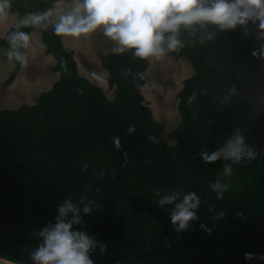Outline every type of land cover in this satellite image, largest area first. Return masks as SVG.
Segmentation results:
<instances>
[{"label":"trees","instance_id":"1","mask_svg":"<svg viewBox=\"0 0 264 264\" xmlns=\"http://www.w3.org/2000/svg\"><path fill=\"white\" fill-rule=\"evenodd\" d=\"M56 1L11 0L9 13L19 18L0 35V47L11 50V33L29 34L38 27L58 72L33 102L0 107V241L17 247L32 242L35 250L42 243L39 230L54 224L58 207L70 199L80 209L81 223L73 225L74 230L98 242L89 253L94 264H264V108L253 112L225 100L227 94L200 43L202 28L197 26L195 36L183 28L180 32L185 46L177 54L192 64L193 73L177 91L180 118L168 142L164 123L153 115L141 90L148 59L135 57L133 50L100 55L108 87L114 89L110 98L78 71L73 51L52 24L46 30L17 29L27 14L46 12ZM20 67L13 60L4 85ZM193 92L196 99L189 104ZM130 125L135 132L127 131ZM236 128L259 155L233 165L231 176H226L228 161L205 163L200 152L222 147ZM150 135L157 142L149 141ZM114 136L120 137L119 150L112 143ZM216 180L229 185L223 199L210 187ZM158 189L161 195L181 193L177 202L188 192L199 197L198 219L190 221L189 229L177 233L170 219L174 204L159 206ZM85 204L91 207L88 214L83 212ZM220 213L224 215L216 219ZM100 244L106 252L101 253ZM245 252L253 259H245Z\"/></svg>","mask_w":264,"mask_h":264},{"label":"clouds","instance_id":"2","mask_svg":"<svg viewBox=\"0 0 264 264\" xmlns=\"http://www.w3.org/2000/svg\"><path fill=\"white\" fill-rule=\"evenodd\" d=\"M10 9L11 0H0V18L7 16ZM53 14L52 9L27 14L16 27L41 26L46 30L52 24L56 35L71 37L89 36L102 28L103 34L116 44L112 48L113 53L122 54L133 50L135 57L146 60H161L168 52H179L184 48L185 44L179 38L182 28L195 36L197 26L202 28L212 24L220 29H233L249 21H258V39H264V0H73L71 9L59 14L57 20L51 19ZM8 41L11 50L5 55L9 62L15 60L22 67H27V58L19 49L29 47L30 35L17 30L8 36ZM200 43H204L203 36ZM261 47L264 50V45ZM253 56H258V53L254 51ZM127 71L130 72L131 69ZM231 91L234 93V90ZM195 99L196 93L193 92L188 97V103L191 104ZM227 99L226 96L225 100ZM127 131L133 133L136 127L130 125ZM148 140L157 142L152 135L148 136ZM112 143L117 150L121 148L119 136H114ZM123 155L127 160V152ZM258 155V151L246 143L240 128L235 129L232 137L222 147L211 153L206 150L200 152L205 163H213L221 158L228 161L229 163L224 164L226 176H231L233 165L255 160ZM114 175L115 173L113 177ZM210 187L217 193V199H223L229 185L216 180ZM155 195L159 198L158 204L161 207L174 204L170 219L177 233L189 229L190 221L198 219L195 210L200 205V199L194 192L183 194L178 202L177 199L181 196L179 192L161 195L158 189ZM208 210L213 211L212 206ZM83 212H91L89 204L84 205ZM58 213L54 224L49 222L37 233L42 243L29 253L32 264H94L89 253L98 242L86 232L73 228V225L81 223L80 209L70 199H66L58 207ZM70 213L72 215L69 219ZM223 215L224 213H220L216 219ZM200 227L211 234V228H206L203 223ZM99 247L101 253L106 252L105 245L100 244ZM244 257L251 260L253 254L245 252ZM260 259H264V255Z\"/></svg>","mask_w":264,"mask_h":264},{"label":"rangeland","instance_id":"3","mask_svg":"<svg viewBox=\"0 0 264 264\" xmlns=\"http://www.w3.org/2000/svg\"><path fill=\"white\" fill-rule=\"evenodd\" d=\"M72 4L73 0H58L53 8L55 20L58 19L59 14L69 11ZM37 34L40 36L36 27L29 33V47L23 49L27 56L28 66L25 67V70L21 74L23 80L27 79V83L30 85L31 83H35L36 88L33 87L30 94H22L21 97L11 98L17 93H13V90H6L10 82L6 85L3 84L4 79L9 74L8 72L3 81H0V107L15 108L21 103L33 102L39 92L49 88L52 82L58 77V72L53 66L56 60L52 54L45 51L44 57L48 59H44L43 57L41 60H38L36 57L39 55L32 53L35 46H38V42H36L37 45H33L32 43L37 37ZM61 39L64 46L73 51L78 65V71L100 85L106 95L112 98L114 96V89L108 87L105 79L107 71L100 65L99 57L103 53L112 51V48L116 47L115 42L103 34L102 28L96 30L89 36H61ZM40 41V45L45 49L41 38ZM1 51L5 53L4 51L7 50L1 48L0 54ZM1 64L0 71L2 73L4 66H1ZM10 67H12L11 64ZM192 73V64L184 56L178 55L177 52H168L161 60L150 58L145 70L146 80L141 86V90L153 115L164 123L165 138L168 142H172L170 132L178 124L180 118L177 110V91L182 85V80ZM98 77L100 78L98 79ZM38 86L39 88H37ZM16 89L18 88L16 87Z\"/></svg>","mask_w":264,"mask_h":264},{"label":"flooded vegetation","instance_id":"4","mask_svg":"<svg viewBox=\"0 0 264 264\" xmlns=\"http://www.w3.org/2000/svg\"><path fill=\"white\" fill-rule=\"evenodd\" d=\"M258 25V21H249L233 29L212 24L202 27L208 67L221 81L231 102L253 112L264 108V39H258ZM254 51L258 56H253Z\"/></svg>","mask_w":264,"mask_h":264},{"label":"crops","instance_id":"5","mask_svg":"<svg viewBox=\"0 0 264 264\" xmlns=\"http://www.w3.org/2000/svg\"><path fill=\"white\" fill-rule=\"evenodd\" d=\"M16 19H17V14L16 13H8L7 16H5L3 18H0V35H2L13 23L15 25ZM36 29H37V27H36ZM36 36L37 37L34 39V41L32 43H33V45H35L36 42H38V46L37 47L35 46V48L33 49L32 53H36V55L38 54L39 56L36 57V59L41 60L44 57V55H45V49H43L42 45H40V42H41L40 38L41 37L38 36V34ZM1 48L6 49L7 51L10 50L9 47H7V46H1L0 50H1ZM7 51H4V52L6 53ZM5 53H2V51H1V54H0V64L2 63L1 66H4L2 73L0 71V81H3V79L7 76L8 72H10V70H11L10 64L12 65V62H13V60L11 62H9V60H8L7 56L5 55ZM23 53L25 54V51H23ZM25 56H26V54H25ZM26 58H27V56H26ZM44 59H48V58L44 57ZM27 66H28V64H27ZM24 70H25V67L19 68V71H18L17 75L9 83V85L7 86L6 90H10V91L13 90V93H17L16 95H13V96L11 95L12 96L11 98L21 97L22 94H28V93L30 94V92L33 89V87L36 88L35 83H31V85H30V84L27 83V79L23 80V78L21 77V74L23 73ZM16 87L18 89H16ZM20 88H22V89H20ZM37 88H39V86Z\"/></svg>","mask_w":264,"mask_h":264},{"label":"water","instance_id":"6","mask_svg":"<svg viewBox=\"0 0 264 264\" xmlns=\"http://www.w3.org/2000/svg\"><path fill=\"white\" fill-rule=\"evenodd\" d=\"M30 251H33L32 242H30L24 247H17L8 244L6 242L0 241V253L8 254L13 258L17 259L18 261L32 263L31 257L29 255ZM239 254H240V250H239ZM0 264H20V263H17L15 261L0 256Z\"/></svg>","mask_w":264,"mask_h":264}]
</instances>
